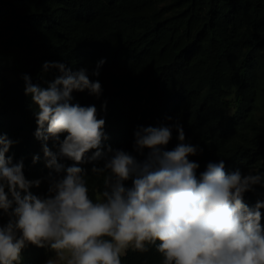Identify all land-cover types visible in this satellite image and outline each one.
Segmentation results:
<instances>
[{"label": "trees", "instance_id": "1", "mask_svg": "<svg viewBox=\"0 0 264 264\" xmlns=\"http://www.w3.org/2000/svg\"><path fill=\"white\" fill-rule=\"evenodd\" d=\"M101 59L106 63L93 76ZM45 62L87 69L90 80H99V98L73 92L72 102L94 105L105 120V152L111 147L143 160L148 150L136 152V129L161 125L173 128L166 146L172 150L179 122L185 142L203 150L189 157L199 164L198 177L209 162L223 160L227 173L259 174L261 184L244 194V203L252 208L264 201V0H0V134L15 142L6 158L23 161L26 179L41 181L30 189L37 196H47L53 170L35 137L36 106L23 77L47 88L60 73L45 72ZM77 166L97 199L103 176H93L91 163ZM8 219L0 210V225ZM48 259L47 247L27 244L19 264ZM161 261L155 246L122 256V264Z\"/></svg>", "mask_w": 264, "mask_h": 264}, {"label": "clouds", "instance_id": "2", "mask_svg": "<svg viewBox=\"0 0 264 264\" xmlns=\"http://www.w3.org/2000/svg\"><path fill=\"white\" fill-rule=\"evenodd\" d=\"M105 63L98 61L92 75L98 77ZM43 69L60 73L47 88L28 75L23 80L36 106L35 137L43 142L46 167L57 175L49 173L47 196L32 194L41 181L26 179L23 161L6 158L15 142L0 134V210L9 217L0 225V264H19L27 244L50 248L55 257L47 264H122L129 249L144 253L149 246L161 264H264V201L252 208L244 203V194L261 184L259 174L227 173L220 160L209 162L198 177L199 164L189 157L203 150L185 142L179 122V143L172 150L166 146L173 128L161 125L136 129V152L144 156L148 150L143 160L111 147L105 152V120L97 118L94 105L72 102L73 92L99 98V80L60 62H45ZM63 159L74 163L66 166ZM99 161L103 167L96 166ZM86 163L93 164V176H103L95 200L86 170L77 166Z\"/></svg>", "mask_w": 264, "mask_h": 264}, {"label": "rangeland", "instance_id": "3", "mask_svg": "<svg viewBox=\"0 0 264 264\" xmlns=\"http://www.w3.org/2000/svg\"><path fill=\"white\" fill-rule=\"evenodd\" d=\"M98 197H100V195H97V198H98ZM47 251H48V253H49V259L55 257V253H54L50 248H47ZM49 259H48V260H49ZM46 264H47V262H46ZM60 264H63V262H60Z\"/></svg>", "mask_w": 264, "mask_h": 264}]
</instances>
